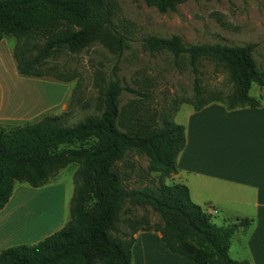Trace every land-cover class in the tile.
Returning <instances> with one entry per match:
<instances>
[{
    "label": "trees",
    "instance_id": "1",
    "mask_svg": "<svg viewBox=\"0 0 264 264\" xmlns=\"http://www.w3.org/2000/svg\"><path fill=\"white\" fill-rule=\"evenodd\" d=\"M187 1L145 0L162 13L176 11ZM118 11V0H0V43L7 37L16 39L13 55L21 76L68 83L74 76L53 64L59 55L78 54L97 41L123 54L127 37L115 29ZM256 48L255 43L186 46L177 35L144 40L150 53L187 59L197 100L203 95L201 62L224 68L234 91L215 101L228 110L264 105L250 95L254 84L264 90V69L255 60ZM99 89L100 113L76 124H68L66 115H55L12 130L0 129V210L10 202L18 183L40 188L70 164H79L71 219L35 245L4 249L0 264H134L137 224L127 220L130 234L121 232L119 224L124 213L137 207L159 215L162 224L154 226L143 217L147 226L143 232L160 233L172 253L194 264H251L233 260L229 252L236 232L249 227L252 219L217 225L208 210L192 200L186 185L165 182L178 172V158L186 146L185 126L172 121L156 125L122 108L125 91L141 92L122 86L116 77ZM212 103L201 101L195 111ZM87 142L92 144L83 151L72 149ZM130 151L148 159L149 171L159 174L158 186L128 187L120 163Z\"/></svg>",
    "mask_w": 264,
    "mask_h": 264
},
{
    "label": "rangeland",
    "instance_id": "2",
    "mask_svg": "<svg viewBox=\"0 0 264 264\" xmlns=\"http://www.w3.org/2000/svg\"><path fill=\"white\" fill-rule=\"evenodd\" d=\"M118 4L114 26L127 37L123 54L117 55L102 41H97L78 54L59 55L53 64L69 76H74V79L65 83L54 78H43L52 83L51 89H33L34 93L50 91L49 97L55 103L28 122L0 129L8 131L19 128L45 116L66 115L67 123L73 125L88 115H98L99 86H105L115 77L122 86L141 92V95H136L125 91L121 97L122 108L137 112L145 121L156 125H163L166 121L185 125L189 115L195 111L196 104L208 100H213L212 104H220L215 99H224L233 93L234 86L229 73L211 61L204 60L199 68L203 95L197 100L195 76L187 59L176 60L169 53L146 51L144 40L150 36L170 38L177 35L186 46L207 43L242 46L255 43V60L259 68L264 69V0H188L178 6L176 11L165 13L148 6L145 0H118ZM7 39L10 43L16 41L14 37ZM29 90L32 91L31 88ZM250 95L264 103V90L256 84ZM91 144H75L72 149L83 151ZM78 167V163L70 164L40 188H33L28 183L16 185L18 192L15 200L22 207L19 211H13L10 217L9 224L15 232L10 243L15 246L33 245L31 235L37 238L42 235L41 231L56 227L63 218L65 223L71 219L74 174ZM148 167V159L134 151L128 152L120 163V168L127 175L128 187L134 189L158 186L159 174L150 172ZM165 182L172 184L178 181L173 176L165 179ZM207 209L217 225L228 224V221L214 214L213 209ZM143 217L151 226L162 224L159 215L149 208L137 207L131 213L122 215L119 224L121 232L131 233L128 219L137 224V234L143 232L147 227L142 221ZM235 252L233 248L230 253L232 259L245 256L236 255Z\"/></svg>",
    "mask_w": 264,
    "mask_h": 264
},
{
    "label": "crops",
    "instance_id": "3",
    "mask_svg": "<svg viewBox=\"0 0 264 264\" xmlns=\"http://www.w3.org/2000/svg\"><path fill=\"white\" fill-rule=\"evenodd\" d=\"M8 40L0 43V128L28 122L55 103L50 91L33 92L39 87L51 89L52 83L20 75L13 55L16 41ZM183 126L186 146L178 158L175 183L186 185L197 205L216 210L217 216L228 221L220 226L252 219L249 227L236 232L229 255L234 248L236 255L245 256L233 260L264 264V105L228 110L210 104L193 110ZM17 192L0 210V254L15 246L10 243L15 232L9 222L13 211L22 207L15 200ZM64 221L41 231L37 238L31 235L33 245L61 230ZM132 252L134 264H194L172 253L160 233L136 234Z\"/></svg>",
    "mask_w": 264,
    "mask_h": 264
},
{
    "label": "built area",
    "instance_id": "4",
    "mask_svg": "<svg viewBox=\"0 0 264 264\" xmlns=\"http://www.w3.org/2000/svg\"><path fill=\"white\" fill-rule=\"evenodd\" d=\"M213 212H214V214H216L217 213V211L216 210H213ZM209 213V212H208ZM209 214H211V213H209Z\"/></svg>",
    "mask_w": 264,
    "mask_h": 264
},
{
    "label": "water",
    "instance_id": "5",
    "mask_svg": "<svg viewBox=\"0 0 264 264\" xmlns=\"http://www.w3.org/2000/svg\"><path fill=\"white\" fill-rule=\"evenodd\" d=\"M237 223H238L237 221L234 222V224H237Z\"/></svg>",
    "mask_w": 264,
    "mask_h": 264
}]
</instances>
